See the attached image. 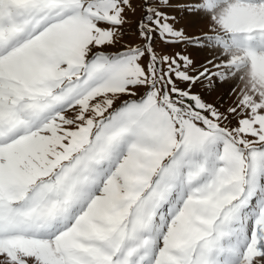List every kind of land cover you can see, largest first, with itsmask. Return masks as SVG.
Returning <instances> with one entry per match:
<instances>
[{
    "label": "snow or ice",
    "instance_id": "6c2138e0",
    "mask_svg": "<svg viewBox=\"0 0 264 264\" xmlns=\"http://www.w3.org/2000/svg\"><path fill=\"white\" fill-rule=\"evenodd\" d=\"M140 8L0 0V264H264V0Z\"/></svg>",
    "mask_w": 264,
    "mask_h": 264
},
{
    "label": "rangeland",
    "instance_id": "374dc122",
    "mask_svg": "<svg viewBox=\"0 0 264 264\" xmlns=\"http://www.w3.org/2000/svg\"><path fill=\"white\" fill-rule=\"evenodd\" d=\"M140 3H141V0H133V6L136 8V12L135 14L131 12L127 13L130 23L124 26L126 34L124 36L122 44L142 43V41L138 39V33L136 32V22L139 21V19L143 15L142 10L140 8ZM173 14H175L177 16V19L180 21V26H188V31L191 33H197L201 28L205 27L204 24L198 23L197 19L194 16H191L187 13L181 14L178 9L175 10ZM156 46L158 50H161L163 48V46L160 45L158 41H157ZM120 47L121 45H118L116 48L106 49V51H118L120 50ZM163 50L171 52L174 49L167 48ZM189 54L193 57V59H195L198 62L203 61L206 57L211 55V53L207 50L197 51L195 49H190ZM228 88H229V85L225 84L222 86H217L215 90H213L211 93L204 92L205 99L209 101H215L219 96L223 95L224 106L227 107L228 104L231 103V98L229 97L228 92H227ZM194 91H203V90L197 88V89H194ZM233 123H235V121H233Z\"/></svg>",
    "mask_w": 264,
    "mask_h": 264
}]
</instances>
